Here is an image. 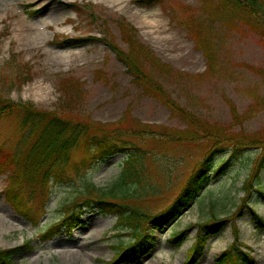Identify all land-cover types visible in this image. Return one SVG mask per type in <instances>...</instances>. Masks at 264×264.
<instances>
[{"label":"rangeland","instance_id":"obj_1","mask_svg":"<svg viewBox=\"0 0 264 264\" xmlns=\"http://www.w3.org/2000/svg\"><path fill=\"white\" fill-rule=\"evenodd\" d=\"M65 2L76 3L79 10ZM220 7L219 0H161L150 6L138 0H0V93L60 111L62 80L79 81L83 97L78 115L97 128L81 136L68 165L57 167L60 177L51 180L46 213L36 222L7 202L4 188L9 170H0V249L30 241V247L12 261L0 264H108L115 254L113 244L129 240L117 235V217L136 211L153 215L166 209L215 145L216 138H203L157 94L134 82L107 42L127 47L122 21L135 26L140 41L172 67L170 73L151 68L172 99L223 133L213 167L224 162V170L211 174L183 214L153 234L155 245L138 264H186L198 231L195 224L209 220L213 213L228 221L210 238L198 264H219L216 256L234 240L233 218L244 182L262 151L257 141L264 139V35L246 26L243 16L231 23L232 14L219 15ZM151 12L161 20L155 32L148 23ZM189 19L201 24L204 47H211L215 56L213 68L207 50L188 27ZM55 34L92 39L81 45L56 43ZM26 62L31 64L33 79L13 86L7 78L24 72ZM21 119L15 113L0 120V167L17 144L22 146ZM104 135L118 146L126 142L123 150L98 156L93 138L102 142ZM134 146L144 154L143 181L130 185L132 195L118 200L112 208L115 213L106 212L96 200L115 185ZM259 184L264 186V170L255 186ZM253 192L252 204L264 217V199L257 190ZM88 197L95 202L76 207ZM66 206L83 211L76 228L42 237L64 216ZM236 222L239 246L248 245L256 264H264V230L247 209ZM179 230H186L185 241L173 246L170 235Z\"/></svg>","mask_w":264,"mask_h":264},{"label":"trees","instance_id":"obj_2","mask_svg":"<svg viewBox=\"0 0 264 264\" xmlns=\"http://www.w3.org/2000/svg\"><path fill=\"white\" fill-rule=\"evenodd\" d=\"M140 3L150 6L161 0H138ZM222 7L219 8V15L232 14L233 23L235 18L243 16V23L256 29L264 35V0H219ZM69 7L78 8L76 3L67 4ZM120 29L123 40L127 47L122 48L113 42L107 41L117 57L126 65L128 71L134 76V82L145 87L146 91L154 92L165 102L176 115L183 118L197 133L203 138H216V143L210 151L204 155L197 168L192 172L188 181L180 191L176 199L163 212L155 215H148L136 211V213L124 214L119 216L118 226L123 228L121 235L130 236L129 243L120 242L115 248L118 250L115 257L109 264H121L123 262L137 263L152 248L153 241L150 240L149 231L152 228L162 229L169 225L173 220L179 217L183 210L188 207L190 202L196 198L203 188L205 180L213 170V159L216 153V146L222 144L219 139L223 137L222 132L214 131L209 123L197 117L195 113L185 108L180 103L174 101L171 95L166 91L160 79H157L151 68L160 73H170L172 67L163 63L148 46L140 41L137 35V28L128 22H120ZM188 27L195 38L200 40L203 51L210 62L209 67H214V54L211 53V47L206 49L205 36L201 29V24L197 20L189 19ZM57 35L56 43L70 42L71 45H80L87 42L90 37H69L67 35ZM206 42L208 40L206 39ZM208 46V45H207ZM24 72L16 73L7 78L9 83L16 85L31 81V64L26 62ZM62 103L58 110H46L38 108L33 102H17L6 98L0 93V119L12 114L22 115L21 127L24 130L22 148L17 147L16 151L10 153L7 157L10 173L7 175L8 181L5 188L7 201L22 215L36 222L35 219L46 212L47 203L50 198V182L55 177H60L57 167L66 165L70 162L72 148L78 146L80 138L85 137L97 128L88 119H83L78 115V110L83 97V90L79 81L65 78L62 80ZM108 131L105 129L100 130ZM100 142L93 138L94 144L99 147L98 156L110 154L113 151H122L125 144L118 146L110 143L106 135ZM26 137V138H25ZM178 139L180 137L178 136ZM261 145V153L258 156L253 171L245 180L243 189L244 195L241 204L238 205L241 216L245 209H248L253 220L260 229H264V219L257 213L251 205L254 196V190L264 198V187L259 184L255 186L256 180L264 170V139L258 140ZM132 153L125 159L123 169L111 190L103 193L104 198H129L132 193L130 185L132 183L141 184L143 181L144 154L136 146L131 148ZM224 170V166L221 168ZM220 170V171H221ZM105 202L103 207L114 211L115 202ZM102 202V203H103ZM129 211V208L128 210ZM127 213V212H124ZM79 221V215L68 213L61 220L54 223L43 237H51L52 234L64 230L71 232ZM226 224V220L213 213L212 217L203 223H199V231L193 246L188 252L186 264H196L203 255L205 244L210 236L219 233ZM185 230L174 234L173 243L181 239ZM235 240L230 247L222 252L217 260L220 264H255V258L252 256L248 246L245 249L238 246L239 229L235 225ZM176 244V243H175ZM29 247V242L22 246L0 249V263L10 262L13 257L23 249Z\"/></svg>","mask_w":264,"mask_h":264},{"label":"bare ground","instance_id":"obj_3","mask_svg":"<svg viewBox=\"0 0 264 264\" xmlns=\"http://www.w3.org/2000/svg\"><path fill=\"white\" fill-rule=\"evenodd\" d=\"M151 20L148 21V23L150 24V29L152 32H155L157 28H161V20H156L155 17L157 16V14L155 12H151L149 13ZM153 21V22H152Z\"/></svg>","mask_w":264,"mask_h":264}]
</instances>
